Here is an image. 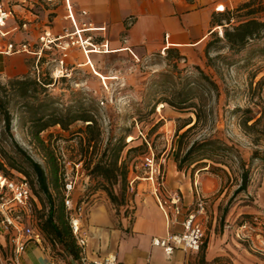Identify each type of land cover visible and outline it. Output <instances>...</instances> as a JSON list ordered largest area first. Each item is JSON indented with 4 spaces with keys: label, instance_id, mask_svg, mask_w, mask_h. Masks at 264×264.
<instances>
[{
    "label": "rangeland",
    "instance_id": "rangeland-1",
    "mask_svg": "<svg viewBox=\"0 0 264 264\" xmlns=\"http://www.w3.org/2000/svg\"><path fill=\"white\" fill-rule=\"evenodd\" d=\"M259 16H264V11ZM15 23L13 20L11 25ZM215 31L218 35V27ZM17 32L11 40L21 38V35L16 36ZM216 46L220 47L209 51L212 61L206 59L204 51L201 62L178 59L166 52L142 57L99 54L97 62L101 66H93L95 62L90 57L91 53L98 52L82 50L77 44L64 50H43L34 63L31 59H19L17 55L0 54V84L6 87V93L0 90V96L10 99L8 108L12 117L13 138L35 161L45 166L41 150L21 121L24 113L20 105L24 100L19 99L16 103L18 97H13L10 82L27 76L40 81L50 79L52 83L45 93L54 98L58 108L88 112L96 121L91 133L84 132L87 122L83 121H76L65 130L59 125L52 126L41 133L59 158L63 181L66 171L75 175L73 163H80L81 172L76 176L75 188L82 184L85 195L91 194L93 181L84 164L90 158L95 160L99 156L109 137L115 140L124 136L127 145L122 158L129 166L128 191L132 194L134 176L147 177L153 188L149 177H155L157 165L163 179L160 191L164 187L165 164L168 159L175 158L180 135L189 125L179 128L190 118L195 121L191 108L177 109L164 101L176 102L182 98L178 92L184 86L193 87L196 95L192 101L199 105L202 117L183 136L179 154L182 155L194 141L209 138H219L231 148L220 163L203 159L185 170L186 174L195 176L201 171L198 172V169L206 167L201 171L204 177L207 181L216 179L218 183L211 194H203L199 181L195 184L203 196V209L196 216L204 229L202 244L208 240L211 242L212 259L204 264H264V255L235 235L242 221L250 220L264 209V36L250 40L238 52L228 49L222 42ZM83 55L87 66L80 65ZM21 63L24 66H19ZM195 66H199L215 83L216 89L208 85L202 88L198 84L199 73ZM260 80L262 82L258 86ZM43 96V92L39 93L40 98ZM243 108H251L255 118L262 119L250 133L240 125L241 115L237 110ZM3 128L0 113V134ZM99 131V140H92L88 145V137H97ZM143 143L145 148L140 147ZM80 144L86 149L83 154L79 151ZM132 147L136 149L127 153ZM148 156L153 158L151 168L146 162ZM243 171H247V187L235 192L241 184ZM22 176L15 172L12 178ZM9 196L4 194L5 198ZM191 209L197 211V201ZM20 213L26 220L32 219V212ZM256 232L254 230L249 234L255 242ZM7 247L10 249L9 242Z\"/></svg>",
    "mask_w": 264,
    "mask_h": 264
},
{
    "label": "crops",
    "instance_id": "crops-1",
    "mask_svg": "<svg viewBox=\"0 0 264 264\" xmlns=\"http://www.w3.org/2000/svg\"><path fill=\"white\" fill-rule=\"evenodd\" d=\"M245 1L0 0L4 9L11 12L10 17L0 24V54L17 55L19 59H31L34 63L43 50L49 49L39 42L45 30L50 31L49 35L54 39L51 49L57 50L63 49L64 35L70 33L75 36L78 26L82 39L88 38L91 44H103L108 50L90 54L95 62L93 66H101L97 62L99 54L142 57L164 53L168 49L177 52L184 60L201 62L206 42L218 27L214 20L220 11L216 7L219 6L218 10H232ZM260 1L264 6V0ZM128 18L132 19L129 25ZM13 20L16 25H11ZM89 26L94 29H89ZM15 32L21 38L12 40L28 42L32 53L4 51L7 44L13 42L11 38ZM80 65H88L84 55ZM165 168L166 178L161 193L165 198L176 192L180 194L181 210L178 215H168L159 206L147 177H133L134 192L128 203L118 211L104 192L85 195V188L80 184L74 188L71 197L74 204H82L79 223L81 231L87 236L85 261L75 260L66 253L61 256L58 248L54 249L41 235V240L27 243L20 256V264H91L92 260L107 255H114L120 264L207 263L212 259L210 240L200 252L175 250L170 256L151 242L153 237H164L168 232L183 230L182 221L190 210L193 211L191 206L196 201V182L202 184L203 194H211L218 186L216 179L207 181L204 177L201 171L206 167L191 176L177 169L175 159H168ZM35 203L40 207L37 200ZM32 222L34 224V217ZM0 245L5 249L1 252L6 257L7 241L3 236L0 237Z\"/></svg>",
    "mask_w": 264,
    "mask_h": 264
},
{
    "label": "trees",
    "instance_id": "trees-1",
    "mask_svg": "<svg viewBox=\"0 0 264 264\" xmlns=\"http://www.w3.org/2000/svg\"><path fill=\"white\" fill-rule=\"evenodd\" d=\"M219 10L220 13L215 16L214 21L223 28L222 35H217L214 30L206 42L204 53L208 61H212L209 56L210 49L220 47L216 46L219 42H222L228 49L238 52L250 40L264 36V16H259L263 13L264 6L260 0H247L232 10L224 11V8ZM235 18L237 19L235 20ZM233 21L235 22L233 23ZM165 52L178 59H183L182 56L172 50L168 49ZM195 68L199 73V77L196 79L198 84L202 88L208 85L216 89L215 83L202 72L200 67L195 66ZM261 82L262 80L257 82L258 86H260ZM51 83L50 79L40 81L30 76L14 79L10 82L14 90L13 97H18L16 103H18L19 99L24 100L20 105L24 113L21 121L24 126H27L28 135L37 144V148L41 150L45 166L35 161L13 138L12 117L8 108L10 99L0 96V113L4 122V128L0 134V171L10 178L15 172L23 175L18 179L28 181L33 192L32 213L35 229L40 232L54 249L58 248L57 251L61 256L66 253L73 259L80 260L79 249L71 231L68 213L64 205L62 190L64 181L60 172L59 158L54 148L45 142L41 133L56 125H59L64 130L68 129L76 121L87 122L84 132L91 133L95 128L94 124L96 121L94 116L88 112L71 110L70 108L65 110L58 108L55 105L54 98L45 93L47 86ZM0 90H5L6 93L4 85L0 84ZM41 92L44 93V96L40 98L39 93ZM178 95L182 96L178 101L165 100L164 102L177 109L191 108L195 115V121L190 118L189 121L179 128L182 129L189 125L181 133L178 141L179 147L174 158L177 169L185 172L188 167L203 159H210L219 163L224 161V157L231 151V148L219 138L194 141L182 155L179 154L182 148L183 136L200 122L202 116L199 105L192 101L196 95L193 87L186 88L184 86L178 92ZM237 111L241 115L240 125L245 132L250 133L262 120L261 117L255 118L251 108H243L240 111L238 109ZM99 138L100 131L97 132V137H88V145H90L92 140H99ZM126 145L124 136H120L115 140H113V137H109L99 156L95 160L90 158L89 162L84 164L85 169L88 170L89 178L93 181L90 188L91 193L96 191L104 192L116 211L120 207H124L132 196L128 191L129 166L127 161L122 158ZM140 147L145 148L146 144L143 143ZM133 149H136V147L129 148L127 153ZM79 151L80 154H83L86 149L80 144ZM262 159L264 160V157ZM247 181V171H243L241 173V184L235 192L245 190ZM35 200L38 201L40 207H37ZM1 236L5 237L8 244L9 235L0 232ZM204 247L205 243L202 244L201 248L203 249ZM7 248L6 251L8 252L9 249ZM0 250L5 251L2 245H0Z\"/></svg>",
    "mask_w": 264,
    "mask_h": 264
},
{
    "label": "built area",
    "instance_id": "built-area-1",
    "mask_svg": "<svg viewBox=\"0 0 264 264\" xmlns=\"http://www.w3.org/2000/svg\"><path fill=\"white\" fill-rule=\"evenodd\" d=\"M26 1V0H23ZM219 6L216 7L217 11ZM11 15L9 10L4 9L3 4L0 3V24L5 22ZM128 25L131 24L132 19L128 18ZM74 27L75 23L72 22ZM23 27H26L23 24ZM50 33L46 32L39 40L46 46L51 48L53 38L50 37ZM6 35V34H3ZM218 35H222L221 26H218ZM50 37V38H49ZM67 38V39H66ZM85 42H90L88 38L82 39L79 32L76 35L66 33L63 38L62 48H68L70 46L79 45L84 49ZM48 45V46H47ZM94 49L102 52L106 50L103 44H91ZM6 53H19L26 52L32 53L31 44L25 41L10 42L7 44ZM147 165L151 168L153 166V158L146 157ZM75 175H69L66 171L64 173V205L68 213V220L71 231L75 238L77 247L79 249L80 260L85 261L87 236L85 232L81 231L79 218L82 211V204H74L71 193L76 185V176L81 172V164L73 163ZM160 167L154 170L156 172L155 177L151 175L149 177L152 182L153 192L158 201V204L169 215H178L181 210V196L179 193H173L169 198L163 197L160 188L163 186V179L160 177ZM153 173V171H152ZM155 178V179H153ZM8 193V198L4 197V194ZM196 201L198 209L196 212L190 211L182 221L183 230L181 232H168L164 237H153L151 242L155 246H159L163 249L166 256H170L175 250L199 252L203 243L204 229L200 222L197 220V213L203 209V196L198 192L195 186ZM32 199L33 192L28 181L24 179H15L5 176L0 171V232L9 235L10 249L8 255L4 257L0 250V264H20V256L26 248L27 243L30 240H41V234L34 229V224L31 220H26L25 216L20 213L32 212ZM9 203L12 205L8 206ZM15 211V212H14ZM33 218V217H32ZM256 230V242L249 235L251 231ZM235 235L240 240L249 242V245L256 249L259 253L264 255V209L253 215L250 220L242 221L236 231ZM91 264H120L114 255H107L98 257L91 261Z\"/></svg>",
    "mask_w": 264,
    "mask_h": 264
},
{
    "label": "bare ground",
    "instance_id": "bare-ground-1",
    "mask_svg": "<svg viewBox=\"0 0 264 264\" xmlns=\"http://www.w3.org/2000/svg\"><path fill=\"white\" fill-rule=\"evenodd\" d=\"M89 29H94L93 27L89 26L88 27ZM80 31V28L78 26H76L75 28V33L79 32ZM86 45H84V49L82 50H85V51H94V52H100L98 51L97 49H94L93 46L89 43V42H85ZM104 52H108V50L104 51Z\"/></svg>",
    "mask_w": 264,
    "mask_h": 264
}]
</instances>
